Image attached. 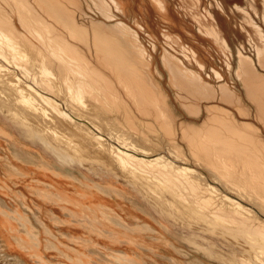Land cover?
I'll list each match as a JSON object with an SVG mask.
<instances>
[{
    "label": "bare ground",
    "instance_id": "1",
    "mask_svg": "<svg viewBox=\"0 0 264 264\" xmlns=\"http://www.w3.org/2000/svg\"><path fill=\"white\" fill-rule=\"evenodd\" d=\"M151 1L168 13V0ZM129 2L0 0V129L13 137L21 157L73 175L75 168L98 175L99 188L136 201L139 194L182 228L193 247L224 264H264V218L236 197L264 210V129L216 103H206L200 123L180 119L137 28L120 18L128 15ZM248 19L261 38L250 41L264 66V27ZM135 23L145 28L138 18ZM212 25L201 29L218 38ZM165 34L176 40L169 30ZM223 42L231 48L226 36ZM187 46V57L204 68ZM241 49L236 71L264 125V73ZM162 57L175 87L189 93L181 95L192 114L200 115L203 97L216 95L237 104L245 117L254 114L228 81L214 84L167 48ZM6 263L26 264L2 252L0 243V264Z\"/></svg>",
    "mask_w": 264,
    "mask_h": 264
},
{
    "label": "rangeland",
    "instance_id": "2",
    "mask_svg": "<svg viewBox=\"0 0 264 264\" xmlns=\"http://www.w3.org/2000/svg\"><path fill=\"white\" fill-rule=\"evenodd\" d=\"M151 3V0H134L128 4V15H119L137 28L152 54L155 78L168 94L180 119L200 123L207 114L206 105L216 103L233 109L240 119L253 120L264 129L255 116V103L236 71L238 51L242 48L244 53L255 58L258 69L264 73L250 36L258 43L262 41L248 19L255 17L264 27V0H168L166 16ZM237 3L245 8L238 7ZM210 11L216 17H212ZM89 12L106 19L98 11ZM136 18L145 28L136 25ZM203 23L214 24L220 33L218 38L206 34L201 29ZM167 29L178 43L165 34ZM224 36L230 42L229 49L224 45ZM182 45L196 50L198 58L205 63L204 68L187 57ZM165 48L182 58L185 65L198 67L214 84L228 81L238 90L243 102L253 108L254 114L245 117L237 104L219 95L210 99L203 97L200 101L203 112L192 114L183 104L185 97L181 95L189 93L178 89L171 81V72L162 57ZM214 68L222 75L219 76ZM19 138L21 144H33L24 137ZM13 141V137L0 129L2 252L18 255L26 264H190L198 259L207 264H224L193 247L183 237L182 228L146 203L139 194L136 201L130 194L99 188L96 183L101 177L98 175H84L76 168L73 169L76 175H73L69 170L61 172L39 161L28 160L14 152ZM197 167L205 171L203 166ZM216 180L213 182L218 186L223 185ZM236 194L264 218V210L257 203Z\"/></svg>",
    "mask_w": 264,
    "mask_h": 264
}]
</instances>
